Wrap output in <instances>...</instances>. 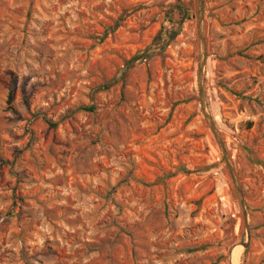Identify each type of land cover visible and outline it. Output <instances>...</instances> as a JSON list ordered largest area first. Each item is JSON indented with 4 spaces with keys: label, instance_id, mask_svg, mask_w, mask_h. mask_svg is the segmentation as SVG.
Listing matches in <instances>:
<instances>
[{
    "label": "rangeland",
    "instance_id": "1",
    "mask_svg": "<svg viewBox=\"0 0 264 264\" xmlns=\"http://www.w3.org/2000/svg\"><path fill=\"white\" fill-rule=\"evenodd\" d=\"M0 264H264V0H0Z\"/></svg>",
    "mask_w": 264,
    "mask_h": 264
},
{
    "label": "trees",
    "instance_id": "2",
    "mask_svg": "<svg viewBox=\"0 0 264 264\" xmlns=\"http://www.w3.org/2000/svg\"><path fill=\"white\" fill-rule=\"evenodd\" d=\"M176 9H177V11H178V13H179V16L181 17L180 20H181L182 22L188 19L189 14H188V12H187L186 10L183 9L182 5H180V4L177 5V6H176ZM167 21L169 22V24H172V23H173L172 20H171V18H170V15H167ZM171 35H173V33H172V34H168V32L165 31V32H163V34H162V33L160 34V36H159V40L162 39V41H164V40L167 39V38L169 39V37H171ZM147 58H148V55H147V54H142V55L136 57L133 61H142V60H145V59H147ZM103 87H104L105 89H108V88L110 87V84L104 85ZM11 102H12V92L10 91L9 94H8V97H7V105H8L9 107H11V106H10V105H11ZM84 111H86V112H90V111H92V109H84ZM44 122H45L50 128H55V127H56L55 124H52V123L47 122V121H44ZM247 126L250 127V124H247Z\"/></svg>",
    "mask_w": 264,
    "mask_h": 264
},
{
    "label": "water",
    "instance_id": "3",
    "mask_svg": "<svg viewBox=\"0 0 264 264\" xmlns=\"http://www.w3.org/2000/svg\"><path fill=\"white\" fill-rule=\"evenodd\" d=\"M245 247V246H244ZM231 257V252H230V254H229V258Z\"/></svg>",
    "mask_w": 264,
    "mask_h": 264
}]
</instances>
